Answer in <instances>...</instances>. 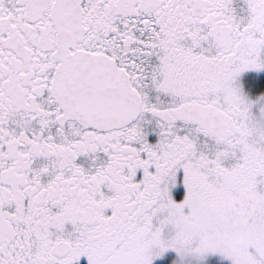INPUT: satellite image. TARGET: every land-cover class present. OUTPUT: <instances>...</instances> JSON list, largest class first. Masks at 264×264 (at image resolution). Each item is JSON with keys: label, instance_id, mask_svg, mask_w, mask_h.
Segmentation results:
<instances>
[{"label": "snow or ice", "instance_id": "1", "mask_svg": "<svg viewBox=\"0 0 264 264\" xmlns=\"http://www.w3.org/2000/svg\"><path fill=\"white\" fill-rule=\"evenodd\" d=\"M0 264H264V0H0Z\"/></svg>", "mask_w": 264, "mask_h": 264}]
</instances>
